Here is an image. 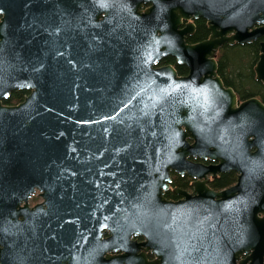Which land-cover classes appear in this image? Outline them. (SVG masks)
I'll use <instances>...</instances> for the list:
<instances>
[{
    "label": "water",
    "instance_id": "95a60500",
    "mask_svg": "<svg viewBox=\"0 0 264 264\" xmlns=\"http://www.w3.org/2000/svg\"><path fill=\"white\" fill-rule=\"evenodd\" d=\"M260 38L264 0H0V264H264V103L217 61Z\"/></svg>",
    "mask_w": 264,
    "mask_h": 264
},
{
    "label": "trees",
    "instance_id": "16d2710c",
    "mask_svg": "<svg viewBox=\"0 0 264 264\" xmlns=\"http://www.w3.org/2000/svg\"><path fill=\"white\" fill-rule=\"evenodd\" d=\"M196 29L192 35L187 37L188 43H197L209 37L210 30L207 21L204 18L195 20ZM260 38L248 44L240 45H224L218 53V74L222 78L227 87H231L237 93L239 99L245 100L252 97L259 98L264 103V83L256 79L255 66L259 60L261 52ZM162 64L173 65L180 76L187 75L189 69L186 65L177 63L176 59L168 56ZM30 93L29 90H16L11 93L8 99L4 100V104H18L26 98ZM238 174L235 171L221 173L217 178L210 182V187L214 190H221L232 186L236 183ZM173 186L179 188H189L190 177L181 176L172 173ZM168 199H177L180 196L174 191L166 192Z\"/></svg>",
    "mask_w": 264,
    "mask_h": 264
},
{
    "label": "flooded vegetation",
    "instance_id": "af4514ba",
    "mask_svg": "<svg viewBox=\"0 0 264 264\" xmlns=\"http://www.w3.org/2000/svg\"><path fill=\"white\" fill-rule=\"evenodd\" d=\"M162 62H163V61H162ZM162 62H161V64H162ZM162 65H166V64H162ZM184 176H185V175H184ZM191 183H192V181H190V185H191ZM172 184H173V183H172ZM171 187H172V185H171ZM230 187H231V186H230ZM227 188H229V187H227ZM227 188H224V189H227ZM181 189H183V188H181ZM184 190H187L188 192L192 193V192H193V187H192V188L189 187V188H186V189H184ZM40 194H41V193H40V191H39L38 188H37L36 191L31 195V197L29 198V202H28L30 208H34L36 205L41 204V203L43 202L42 196H41ZM35 196H39V197L41 198V200L38 201V202H36V203H34V205L31 206V205H30V200H32ZM181 198H182V197H179V198H177V199H175V200H179V199H181ZM31 202H32V201H31ZM23 205H24V203L21 204V206H23ZM20 218L22 219V217H20ZM133 240L136 241V242H140V241H142V239H141V238H138V237L133 238ZM146 257H147L148 261H150V262L153 261V260L155 259L154 255H153L152 253H148Z\"/></svg>",
    "mask_w": 264,
    "mask_h": 264
},
{
    "label": "rangeland",
    "instance_id": "374dc122",
    "mask_svg": "<svg viewBox=\"0 0 264 264\" xmlns=\"http://www.w3.org/2000/svg\"><path fill=\"white\" fill-rule=\"evenodd\" d=\"M40 200H41V198L39 196H35L32 200H30V205L33 206L34 203H36V202H38Z\"/></svg>",
    "mask_w": 264,
    "mask_h": 264
}]
</instances>
